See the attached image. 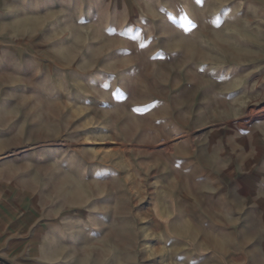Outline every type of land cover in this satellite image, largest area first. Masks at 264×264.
Listing matches in <instances>:
<instances>
[{"label":"rangeland","instance_id":"1","mask_svg":"<svg viewBox=\"0 0 264 264\" xmlns=\"http://www.w3.org/2000/svg\"><path fill=\"white\" fill-rule=\"evenodd\" d=\"M1 164L14 264H264V0H0Z\"/></svg>","mask_w":264,"mask_h":264},{"label":"crops","instance_id":"2","mask_svg":"<svg viewBox=\"0 0 264 264\" xmlns=\"http://www.w3.org/2000/svg\"><path fill=\"white\" fill-rule=\"evenodd\" d=\"M8 168L3 164L0 165V206L7 205V192L12 187L11 177L7 176ZM12 221L6 213H1L0 210V238H6L8 235V228ZM5 243L0 242V264H14L4 255Z\"/></svg>","mask_w":264,"mask_h":264},{"label":"snow or ice","instance_id":"3","mask_svg":"<svg viewBox=\"0 0 264 264\" xmlns=\"http://www.w3.org/2000/svg\"><path fill=\"white\" fill-rule=\"evenodd\" d=\"M197 3H202L203 0H196ZM189 23H191V21H189Z\"/></svg>","mask_w":264,"mask_h":264}]
</instances>
